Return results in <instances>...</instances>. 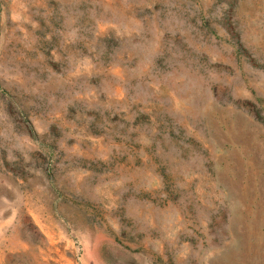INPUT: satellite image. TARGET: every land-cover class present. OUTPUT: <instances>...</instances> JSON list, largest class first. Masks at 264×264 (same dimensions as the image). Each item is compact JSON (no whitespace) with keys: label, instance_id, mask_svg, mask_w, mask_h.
Instances as JSON below:
<instances>
[{"label":"rangeland","instance_id":"374dc122","mask_svg":"<svg viewBox=\"0 0 264 264\" xmlns=\"http://www.w3.org/2000/svg\"><path fill=\"white\" fill-rule=\"evenodd\" d=\"M0 264H264V0H0Z\"/></svg>","mask_w":264,"mask_h":264}]
</instances>
